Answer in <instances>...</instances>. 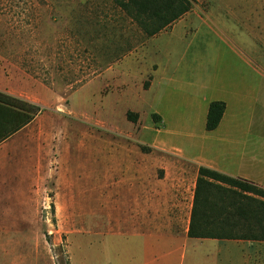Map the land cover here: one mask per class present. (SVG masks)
Listing matches in <instances>:
<instances>
[{"label":"rangeland","instance_id":"374dc122","mask_svg":"<svg viewBox=\"0 0 264 264\" xmlns=\"http://www.w3.org/2000/svg\"><path fill=\"white\" fill-rule=\"evenodd\" d=\"M182 22L187 38L163 45L201 85L232 62L235 31L264 35V0H195ZM152 40L110 0H0V53L50 88L38 90L44 111L15 144L32 162L1 165L0 264H133L121 255L127 187L114 165L170 137L155 128L163 90L143 91L159 60ZM143 126L152 130L140 135ZM239 245L264 264V243Z\"/></svg>","mask_w":264,"mask_h":264},{"label":"crops","instance_id":"0c3cea01","mask_svg":"<svg viewBox=\"0 0 264 264\" xmlns=\"http://www.w3.org/2000/svg\"><path fill=\"white\" fill-rule=\"evenodd\" d=\"M184 15L168 26L171 30L166 27L149 36L160 53L149 86H143L146 94L163 90L166 111H153L160 117L155 128L170 137L155 140L152 151L138 148L137 158L114 165L120 167L117 173L127 187L129 217L123 223L127 238L122 260L128 258L133 264H249L252 257L239 244L264 241L195 238L188 231L201 165L264 187V35L258 33L259 27L235 31L232 62L220 66L219 73L213 70L212 79L198 85L196 76L178 72L175 50L163 45L165 35L187 38ZM129 57L109 66L105 74L121 63H131ZM20 79L24 87L18 84ZM43 89L50 88L0 53V90L38 103V90L42 93ZM214 100L225 101L226 109L219 125L207 130L208 109ZM30 124L0 144V170L1 165L14 167L23 158L28 163L27 148L21 157L15 144ZM148 129L152 130L143 126L140 135ZM135 237L138 245L131 241Z\"/></svg>","mask_w":264,"mask_h":264},{"label":"trees","instance_id":"16d2710c","mask_svg":"<svg viewBox=\"0 0 264 264\" xmlns=\"http://www.w3.org/2000/svg\"><path fill=\"white\" fill-rule=\"evenodd\" d=\"M147 35L153 36L193 8L195 0H110ZM149 84L147 85V87ZM226 103H210L206 129H215ZM44 111L40 103L0 90V144ZM127 118L138 121V114ZM188 234L195 238L264 241V187L207 166L199 167Z\"/></svg>","mask_w":264,"mask_h":264}]
</instances>
